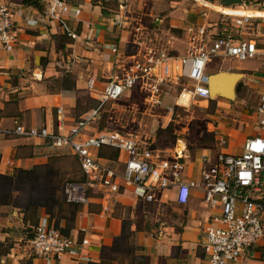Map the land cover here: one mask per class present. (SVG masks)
<instances>
[{
  "label": "crops",
  "instance_id": "crops-1",
  "mask_svg": "<svg viewBox=\"0 0 264 264\" xmlns=\"http://www.w3.org/2000/svg\"><path fill=\"white\" fill-rule=\"evenodd\" d=\"M2 1L22 18L17 21L14 48L0 49V127L12 128L17 121L61 133H67L77 119L89 117L97 108L104 82L116 72L117 60L134 53L138 43H148L146 35L153 31L147 22L160 4V0H130L127 5L121 4L126 0H67L73 7H79L81 13L76 16L72 11L56 21L43 14L46 6L43 0L38 8L25 6L20 0ZM178 2H168L171 8L168 14L154 19L157 28L162 27L166 18L169 29L181 30L187 37L191 26L206 28L207 12L203 8L196 11L188 6L181 11L176 8ZM192 3L219 8L227 14L264 17V9L222 8L217 6L219 0H192ZM133 4L138 5L133 15L139 23L129 27L126 12H131ZM24 17L37 22L26 24ZM68 31H74L76 38L69 37ZM219 32L230 34L224 27ZM258 48L264 53V48ZM250 59L258 60L255 67H235L240 69L244 84L257 89L261 96L264 59L262 56ZM209 100L203 101L204 104ZM259 107L260 102L256 112L243 114L238 126L219 125L220 139L225 143H219V151L214 155L204 149L191 158L185 147L181 149L186 165L184 180L189 176L198 178L204 158L212 160L218 153L238 154L247 136H264V128L258 125ZM99 118L90 120L82 136L100 131L95 126ZM230 137L239 142L240 152L231 149ZM105 149L93 150L92 154L110 166L108 163L113 160L101 155ZM174 154L175 150L171 155ZM84 178L79 159L70 149L52 148L40 137L0 135V264H200L203 261L205 230L218 219L220 209L204 203L199 191L191 190L188 202L181 205L178 213H173L171 226L152 235L141 227L137 231L138 227L125 225V213L134 211L136 200L139 211L141 204H147L130 189L122 187L117 194L108 196L93 190L85 204L66 202L63 183L67 179ZM175 191L176 187L162 191L159 201L169 195L174 200ZM42 219L63 235L78 241L86 238L88 243L80 256L34 254L30 239ZM138 235L139 242L135 241ZM82 255H87L89 260ZM229 264H264V238Z\"/></svg>",
  "mask_w": 264,
  "mask_h": 264
},
{
  "label": "built area",
  "instance_id": "built-area-1",
  "mask_svg": "<svg viewBox=\"0 0 264 264\" xmlns=\"http://www.w3.org/2000/svg\"><path fill=\"white\" fill-rule=\"evenodd\" d=\"M43 1L46 6L42 12L52 20L61 21L63 15L72 11L76 16L81 13L79 7H73L67 0ZM236 16V28L252 18ZM19 18H22L19 12L7 2H0V49L11 51L14 48ZM24 21L29 25L37 22L29 17H24ZM188 33V45L183 53H175L157 43L140 42L134 53L117 60L116 72L104 82L97 108L89 117L77 119L67 133L14 121L12 128L0 127V135L40 137L52 148L70 149L78 157L85 178L63 183V197L68 203L85 204L90 191L108 196L117 194L122 187L130 189L144 202L152 203L162 191L176 187L174 202L184 205L191 190L199 191L204 203L220 209L218 219L205 230V258L200 264H229L264 238L259 220V215L264 213V136H247L241 153H218L212 160L204 158L198 178L189 176L188 180H184L186 165L181 152L175 151L174 155L166 157L158 149L141 145L132 135L111 130L82 136L90 120L99 118L100 108L105 103L118 100L136 87L144 91L145 100L152 106H164L168 99L175 105L188 106L197 100L211 99L207 64L213 56L241 61L259 56L264 59L257 42L253 38L243 39L241 32L236 35L219 32L210 36L204 26H191ZM67 35L77 36L74 31H68ZM114 51L120 56L116 49ZM183 95H186L184 99ZM168 108L171 113L172 109ZM259 113L258 125L264 128V92L260 96ZM219 143L225 141L220 139ZM103 148L119 151V167L102 164L93 156V150ZM87 243L86 238L78 241L63 235L45 219L34 227L30 239L31 248L38 256L59 257L65 253L80 256ZM82 258L89 260L87 255Z\"/></svg>",
  "mask_w": 264,
  "mask_h": 264
},
{
  "label": "rangeland",
  "instance_id": "rangeland-1",
  "mask_svg": "<svg viewBox=\"0 0 264 264\" xmlns=\"http://www.w3.org/2000/svg\"><path fill=\"white\" fill-rule=\"evenodd\" d=\"M170 1L172 0H160L152 20L147 22L149 29L153 32L146 35V38H148V43H158L173 50L175 53H183L188 45V37L181 30L178 32L169 29L167 23L169 18H164L165 20L160 25L162 26L161 28H157L154 23L156 17L168 14L169 9H171L168 3ZM177 1L179 2L176 3V8H180V10L189 6V9L193 8L197 11L201 7L207 12L206 30L208 35L214 36L224 27L233 35L241 32L243 39L253 38L257 42L258 47L264 48V17H252L243 26L236 28L234 21L238 17L236 15L225 14L219 8L211 9L207 5L204 6V4L195 5L192 0H187L184 4L181 3L182 0ZM129 2L130 0H126L121 4L127 5ZM137 6V4H133L131 12H126L129 27H135L139 23V20L133 15V11L138 9ZM217 6L228 8L221 5L220 1ZM154 7L156 8L155 5ZM229 8L263 10L264 0H244L242 6L234 5ZM257 62V59L241 61L235 58L228 59L221 56H213L207 64V72L227 71L241 73L240 69L235 66L251 68L255 67ZM239 84V93H237L235 100L228 101L219 97L215 98L214 93L211 95L214 99H210L207 104L197 100L188 106L175 105L171 99L166 100L164 106H152L145 100L144 91L136 87L129 92L127 91L118 100L105 103L100 108V120L98 119L95 122V126L100 131L111 130L132 135L137 138L141 145L158 149L160 154L166 157H171L174 150L181 152L180 150L184 149V147L191 158L194 153L200 155L201 150L204 149L210 155H214L219 151V140L222 135L219 125L238 126L239 119L243 114H252L257 111L260 93H258L257 89L249 88L245 85L242 79ZM185 96L183 95L182 98L184 99ZM168 107L172 109L171 113L168 111ZM231 142V149L235 152H240L241 146L235 137L228 138V144ZM104 152L111 154L115 150L106 148ZM111 159L113 161L108 163L110 166H120V155ZM169 196L163 198V201H159L160 197H158L157 201L141 204L142 209L140 211L139 201L136 200L132 207L134 211L125 213V225L130 226L132 224L134 229L138 227L137 231L141 227L152 235L165 231L166 227L171 226L173 213H178L177 211L181 208V205L175 203L172 196ZM259 220L264 230V213L259 215ZM137 234L139 232L136 233V236ZM135 241L139 242V235Z\"/></svg>",
  "mask_w": 264,
  "mask_h": 264
},
{
  "label": "water",
  "instance_id": "water-1",
  "mask_svg": "<svg viewBox=\"0 0 264 264\" xmlns=\"http://www.w3.org/2000/svg\"><path fill=\"white\" fill-rule=\"evenodd\" d=\"M226 6L242 5L243 0H219ZM242 74L239 72L219 71L210 73L208 75V87L210 89V96L223 97L233 100L236 96V91L239 87V80ZM214 97L211 96V99Z\"/></svg>",
  "mask_w": 264,
  "mask_h": 264
},
{
  "label": "trees",
  "instance_id": "trees-1",
  "mask_svg": "<svg viewBox=\"0 0 264 264\" xmlns=\"http://www.w3.org/2000/svg\"><path fill=\"white\" fill-rule=\"evenodd\" d=\"M20 2L25 5V6H31L34 8H38L40 6V0H20ZM145 147H150V146H145ZM151 148V147H150ZM115 152L113 153H106V152H101V155H107L108 158H115L119 155V151L114 149Z\"/></svg>",
  "mask_w": 264,
  "mask_h": 264
}]
</instances>
